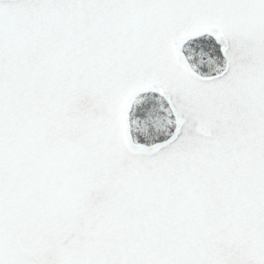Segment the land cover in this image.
<instances>
[{
  "label": "snow or ice",
  "instance_id": "6c2138e0",
  "mask_svg": "<svg viewBox=\"0 0 264 264\" xmlns=\"http://www.w3.org/2000/svg\"><path fill=\"white\" fill-rule=\"evenodd\" d=\"M0 264H264V0H0Z\"/></svg>",
  "mask_w": 264,
  "mask_h": 264
}]
</instances>
